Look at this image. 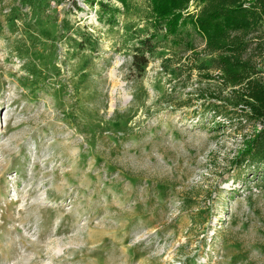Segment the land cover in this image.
Returning a JSON list of instances; mask_svg holds the SVG:
<instances>
[{
    "label": "rangeland",
    "instance_id": "rangeland-1",
    "mask_svg": "<svg viewBox=\"0 0 264 264\" xmlns=\"http://www.w3.org/2000/svg\"><path fill=\"white\" fill-rule=\"evenodd\" d=\"M75 1L0 0V264H264L261 123L223 110L202 36L159 30L140 75L151 1Z\"/></svg>",
    "mask_w": 264,
    "mask_h": 264
},
{
    "label": "trees",
    "instance_id": "trees-1",
    "mask_svg": "<svg viewBox=\"0 0 264 264\" xmlns=\"http://www.w3.org/2000/svg\"><path fill=\"white\" fill-rule=\"evenodd\" d=\"M25 1L33 3V0ZM85 1H89L90 5L97 3L99 19L105 16L111 19L119 11L115 1L126 3V0ZM150 1L152 10L147 18L156 29L148 31L147 25L133 28L136 43L131 55L132 67L140 75L144 72L149 56L155 50L154 38L162 29L165 35H182L188 48H194L191 39H185L180 31L190 23L202 36L205 53L213 54L219 69L217 77L223 86L230 87L224 97L227 103L223 110H233L261 123L240 151L239 162L249 159L250 162L264 164V75L256 67L254 58L256 53L264 55V0H196V6H199L196 15L193 11H180L187 6L188 0ZM73 2L80 7L75 0ZM144 30L147 32L142 35ZM252 32H255L252 35L254 39L248 36ZM252 40L253 51L244 55Z\"/></svg>",
    "mask_w": 264,
    "mask_h": 264
}]
</instances>
